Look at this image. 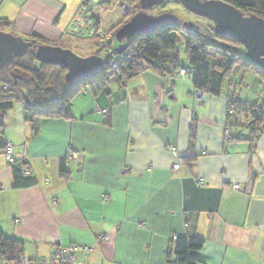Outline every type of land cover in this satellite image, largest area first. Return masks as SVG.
<instances>
[{
	"label": "crops",
	"instance_id": "0c3cea01",
	"mask_svg": "<svg viewBox=\"0 0 264 264\" xmlns=\"http://www.w3.org/2000/svg\"><path fill=\"white\" fill-rule=\"evenodd\" d=\"M89 1L0 0V20L7 33L70 50L86 38L74 37L71 25ZM122 1L96 6L98 42L126 21ZM113 82L107 95H76L72 120L41 119L35 137L22 104L0 115L14 161L0 150L4 237L21 243L29 260L76 246L89 249L76 264H182L173 241L197 238L196 264H264V127L251 150L237 138L247 135L240 127L234 140L224 139L227 94L199 99L188 78L148 71L123 87ZM170 148L183 161L178 172ZM67 151L74 160L64 158ZM18 166L34 184L12 186Z\"/></svg>",
	"mask_w": 264,
	"mask_h": 264
},
{
	"label": "trees",
	"instance_id": "16d2710c",
	"mask_svg": "<svg viewBox=\"0 0 264 264\" xmlns=\"http://www.w3.org/2000/svg\"><path fill=\"white\" fill-rule=\"evenodd\" d=\"M138 1L123 0L128 5H134L126 21L137 10ZM220 1L232 5L244 14H252L264 19V0ZM86 3L84 2L83 5H86ZM167 3L179 4V1L169 0L163 5ZM151 10L150 13H152ZM206 22L209 27H200L193 23V29L187 33L174 28H165L150 34L135 35L127 42V49L121 55L118 54V63L114 69L112 64L115 58H109L102 75L87 80L77 87H70L64 82L66 71L61 67L38 64L35 60V50L31 49L25 55L14 58L0 69V115L12 109L15 104H22L23 119L29 126L31 135L35 137L39 134L41 119L72 120L73 117L69 113L71 102L76 95L83 91H88L95 97L101 94L107 95L111 80L114 81L113 83L117 87H123L127 82L145 71L156 74L161 78H182L177 76L178 70L183 67L176 60L178 56L170 55V53L176 51V41L179 34L185 37L181 49L186 50V58L191 70L190 73L188 72L189 76L187 78L190 80L195 92L211 97H219L222 93L224 80L230 77L232 69L239 65L241 60L244 61V63H241L244 68L256 70L257 74L264 80V72L244 57L245 49L229 38L217 36L213 31L212 23ZM6 26L7 22L0 20V31L6 32L4 30ZM193 38L198 42L195 43ZM23 40L32 43L33 46H57L66 49L63 46L50 44L36 34H32ZM220 40L231 41L236 47L223 46ZM103 49L105 48H100L96 56L100 55ZM27 56L30 57L31 66L25 63ZM184 68L186 69V67ZM12 71L20 76L13 77L14 82L10 88L3 90L8 82V77L12 75ZM240 87L231 83L228 86L226 130L229 131V134L234 129L237 130L236 127L246 130V136L237 138L248 142L251 150H253L264 127V101L260 107L250 108L242 105L233 98L239 94ZM103 113L105 114L106 111H103ZM240 116H243L244 123H239L240 118H237ZM196 121V119H193L189 128L190 147L193 146L195 141ZM3 134L4 125L0 121V150L5 151V144L1 140ZM231 134L230 141L234 140ZM69 153L72 152L67 151L64 158L74 160V158L68 156ZM8 163L14 164V161ZM21 167H15L13 170V187H27L35 183L32 177L26 178L23 176L22 169L24 166ZM60 174L66 179L63 170L60 171ZM202 245L203 241L197 238L189 240L176 238L172 243L171 251L177 262L196 264L198 261L197 253ZM21 254H24L23 245L17 241L6 239L0 231V264H9L16 261Z\"/></svg>",
	"mask_w": 264,
	"mask_h": 264
},
{
	"label": "water",
	"instance_id": "95a60500",
	"mask_svg": "<svg viewBox=\"0 0 264 264\" xmlns=\"http://www.w3.org/2000/svg\"><path fill=\"white\" fill-rule=\"evenodd\" d=\"M167 1L169 0L138 1L137 10L114 33L118 43L115 49L117 54L121 55L127 49V42L137 34H150L165 28H174L185 33L193 29V23L181 22L169 13L153 15L149 12ZM178 1L188 13L212 23L217 36L239 43L245 49L244 57L264 72V19L244 14L220 0ZM31 49L35 50V60L40 65L64 69V82L70 87H77L87 80L99 77L107 63L98 55L79 57L71 50L57 46H33L21 37L0 31V69Z\"/></svg>",
	"mask_w": 264,
	"mask_h": 264
},
{
	"label": "rangeland",
	"instance_id": "374dc122",
	"mask_svg": "<svg viewBox=\"0 0 264 264\" xmlns=\"http://www.w3.org/2000/svg\"><path fill=\"white\" fill-rule=\"evenodd\" d=\"M153 15H162L169 13L179 19L181 22H191L199 25L200 27H209V24L206 20L198 18L190 13H188L180 4L167 3L161 7H157L151 10ZM194 42L197 43L198 41ZM185 37L179 34L176 41V51L170 53V55H176L177 61L181 66L186 67L187 71L190 73V67L186 58V50L181 49L184 45ZM220 43L223 46L236 47L233 42L220 40ZM102 41L98 42V37L83 38L80 41H76L71 47L70 50L79 57H89L96 55L100 48H102ZM25 58V63L28 66H31L30 57ZM239 65H236L230 74L228 79H225L222 85V93L225 95L228 92L229 84L238 85L240 87L239 94L235 95L234 100L240 102L242 105L247 107H260L264 101V80L260 75L257 74L256 70L251 68H244L241 63L244 61H239ZM39 64V63H38ZM37 67V65H35ZM9 68V67H8ZM17 73H13L8 77V82L6 87L3 90H7L14 82V78ZM20 76V75H17ZM186 80V79H185Z\"/></svg>",
	"mask_w": 264,
	"mask_h": 264
},
{
	"label": "built area",
	"instance_id": "2783aa9c",
	"mask_svg": "<svg viewBox=\"0 0 264 264\" xmlns=\"http://www.w3.org/2000/svg\"><path fill=\"white\" fill-rule=\"evenodd\" d=\"M100 2L101 0H90L86 3V5H82L78 10L71 25V31L74 37L91 38L98 35L99 21L97 20L98 12L96 6L99 5ZM120 7L124 15H128L130 13V7L127 3L122 1L120 3ZM101 46L105 49H103L102 53L98 56H100L102 59H105L106 61L109 58H115L112 64V68L114 69L117 66L119 57L115 51L118 43L114 38V32L103 37ZM177 76L187 78L189 73L184 67H182L178 70ZM195 95L199 99L203 97V95H201L199 92H196ZM224 139L225 141L231 140L228 130H225ZM12 151L13 146L10 143L5 144L4 157L7 162H12L13 160ZM170 153L175 157V162L172 165V169L174 172H178L183 162L178 157L174 148H170ZM68 156L75 158V155L72 153H69ZM199 183L202 184L203 181L200 180ZM232 189L234 191L239 190V186L237 184H233ZM140 226L143 227L144 225L140 224ZM87 251H89L88 247L74 246L70 249H65L61 246H58L54 249L49 257L29 260L24 254H21L16 261H13L9 264H76L77 258L82 256Z\"/></svg>",
	"mask_w": 264,
	"mask_h": 264
},
{
	"label": "clouds",
	"instance_id": "9594fccd",
	"mask_svg": "<svg viewBox=\"0 0 264 264\" xmlns=\"http://www.w3.org/2000/svg\"><path fill=\"white\" fill-rule=\"evenodd\" d=\"M115 33V32H114Z\"/></svg>",
	"mask_w": 264,
	"mask_h": 264
}]
</instances>
